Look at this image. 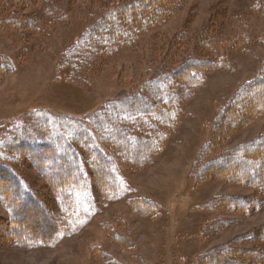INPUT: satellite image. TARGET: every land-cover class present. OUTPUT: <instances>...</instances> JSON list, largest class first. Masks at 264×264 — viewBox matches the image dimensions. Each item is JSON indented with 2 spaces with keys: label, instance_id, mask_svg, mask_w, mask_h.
<instances>
[{
  "label": "rangeland",
  "instance_id": "374dc122",
  "mask_svg": "<svg viewBox=\"0 0 264 264\" xmlns=\"http://www.w3.org/2000/svg\"><path fill=\"white\" fill-rule=\"evenodd\" d=\"M2 1L0 146L21 132L31 141L49 142L50 126L38 123L47 116L76 119L97 139L92 121L97 115L113 106L133 113L132 103L127 107L133 98L153 114L184 63L199 60L206 68L190 66L189 71L198 72L187 79L193 82L190 89L181 86L179 97L164 100L165 107L175 101L178 117L148 162L129 165L115 148L98 142L101 147L96 148L117 157L116 174L124 186L105 190L99 185L90 192L91 205L82 203L68 215L59 242L21 246L7 232L11 215L6 201H0V264H213L218 251L225 252V264H258L255 257L264 249V196L260 188L227 176L225 167L232 161H218L264 137V112L245 107L250 99L264 98L262 88H248L264 80V0H185L178 11L135 34L130 43L97 57L80 82L70 80V70L62 64L64 53L102 9L139 0H50L61 11L36 6L21 12L42 17L36 32L4 29L2 19L9 13ZM120 18L114 24L118 32ZM166 76L172 79L166 81ZM150 83L160 93L154 103L144 97L147 89L142 91ZM77 149L84 158V150ZM14 153L16 160L2 163L42 201L35 207L28 202L29 214L22 216L40 230L53 216L46 208L54 214V191L26 153L20 156L18 148ZM84 165L86 174H92L89 164ZM245 165L264 179L260 166ZM233 175L244 174L240 170ZM47 230L41 227L34 237L46 238Z\"/></svg>",
  "mask_w": 264,
  "mask_h": 264
},
{
  "label": "trees",
  "instance_id": "16d2710c",
  "mask_svg": "<svg viewBox=\"0 0 264 264\" xmlns=\"http://www.w3.org/2000/svg\"><path fill=\"white\" fill-rule=\"evenodd\" d=\"M62 1L69 4L73 2V0ZM184 1L139 0L125 7L117 5L108 11L102 9L100 15L87 24L88 26L83 31L80 40L64 53L62 64L70 70V80L73 82L84 80L83 75L92 71L97 57L111 53L116 50V47L122 46L124 43H130L135 34L139 35L144 30L161 22L162 17L165 18L166 15L178 11ZM2 2L3 11H8L9 13L6 18L2 19V26L6 30L14 32H36L39 28L42 17L38 13L35 14L38 16H22L21 12L23 10L39 6L40 11L43 8L46 11H49L50 8L61 11L60 6L50 2V0H3ZM67 12L69 11L66 10L65 14ZM120 14H123L122 18H120ZM60 17L61 15H58L54 19ZM119 18L121 23L119 22L120 29L118 32L117 29H114V24H117ZM134 20L135 22H133ZM98 29H100V32ZM15 34L20 36L17 33ZM184 64L186 66L183 70H180L177 81L173 80V83L169 85V92L165 94L164 100L166 98L179 97L181 86H184L186 90L190 89V83H193L192 81H189V83L187 80L192 72L189 71L190 66L192 67L195 64L200 69L206 68V66L202 65L203 62L199 60ZM197 73L192 72L196 76L198 75ZM169 78L172 79L171 76H166L164 80L168 81ZM253 83L254 85L248 88L256 86L257 90L262 88L264 92V80ZM152 86L154 85L150 83V86L148 84L142 91L147 89L149 94L144 97L154 103L158 99L160 100L158 98L160 93H154L151 90ZM164 100L160 101L158 109L153 114L148 113L146 108L140 109L137 105L138 100L135 98L132 101H127V104L132 103L131 105L134 107L133 113L126 114V111L121 113L120 107L116 106L108 108L103 114H99L92 119L98 141L96 138H91V134L85 130L84 125L76 119L68 117L52 119L49 116L46 118L42 117L38 122L41 125L50 126L52 138L49 142L39 143L31 141L21 131L22 135L18 139L16 136L5 139L0 146L2 150L0 154V160H2L0 161V201H6L3 205L7 207L11 215L10 229L7 231L10 237L26 248L57 243L61 240L68 215L74 213L77 206H81L82 203L91 205L90 192L95 191L99 185L103 186L105 190L123 188V181L116 174L118 169L117 157L114 154L112 156L105 154L101 149L96 148L100 146L98 142L104 141L103 143L107 144L110 149L115 148L118 155H123L129 165L139 166V163L148 162L150 156L154 154L158 146L166 138L167 131L170 130L167 127L173 126L174 120L176 122L178 117L175 101H172L170 106L165 107ZM131 105L128 104L127 107ZM245 107L246 109L248 107L256 109V111L262 113L264 112V98L255 99L254 102L250 99ZM124 109L125 106L123 107ZM241 109L243 110V108ZM128 124H131V126H128ZM150 136L153 137L154 141L148 138ZM19 138H22V141ZM78 147L84 150L86 161H84L82 153L78 151ZM16 148H18L17 154L20 156L25 153L29 156L32 165L47 180L54 191L56 201L54 214L50 212V209L46 208L47 214L53 216H51L52 219L48 223L41 226L44 231L50 229L46 231V238L44 236L41 238L34 237V235L36 236L40 233L41 227L38 230L39 228L36 224H32L31 221L26 222L29 217L26 218V221L22 218V216L26 214L28 216L29 214L25 209L28 202L35 207L42 201L33 196L30 190L26 189L23 180L18 178L7 165L2 163L5 162L4 160H16L14 156ZM227 161L233 162L232 165L225 167V169H229L227 176L232 177L230 179L258 187L264 196V179L257 176L256 169H251L248 165H245L251 163V166H260L262 169L258 171L264 173V137L259 138L252 144L239 147L233 153L224 155L218 162L221 164ZM86 163L92 168L93 184L90 180L92 174H86L84 165ZM19 166L22 168V163H19ZM54 166L55 168H53ZM240 170L243 171V176L233 175ZM203 172L207 175L205 168ZM250 175L254 178L257 177V180L253 181ZM262 175L264 177V174ZM102 177H105L106 181H103ZM13 198L16 203L11 204L9 199L12 200ZM19 201L22 203L18 206L17 202L19 203ZM258 201L257 205L262 202V199H258ZM139 207L145 208L144 205H139ZM55 216L58 217V220ZM14 226L23 229V232L22 230H11ZM36 231L37 233L34 234ZM26 232L30 234L26 235ZM223 253L225 252L218 251L213 255V264H225L227 262L226 258L221 256ZM255 259H258V264H264V249L257 254Z\"/></svg>",
  "mask_w": 264,
  "mask_h": 264
}]
</instances>
